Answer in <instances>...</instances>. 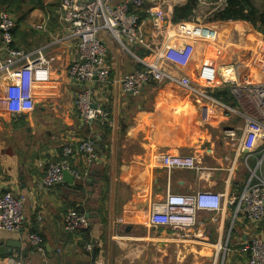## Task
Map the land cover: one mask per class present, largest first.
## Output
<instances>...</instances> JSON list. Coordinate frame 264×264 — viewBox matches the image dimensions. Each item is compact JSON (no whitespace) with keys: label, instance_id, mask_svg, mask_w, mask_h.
I'll list each match as a JSON object with an SVG mask.
<instances>
[{"label":"crops","instance_id":"1","mask_svg":"<svg viewBox=\"0 0 264 264\" xmlns=\"http://www.w3.org/2000/svg\"><path fill=\"white\" fill-rule=\"evenodd\" d=\"M59 2L40 0L15 30L16 49L28 54L45 49V56L53 58L49 80L36 86L31 109L16 113V89L0 72V194L24 198L21 230L0 231V247L10 250L0 254V264L9 259L30 264H247L240 249L254 236L264 239V221L251 224L244 214H235V205L224 213H198L183 239L171 228L148 225L151 205L167 193L210 191L233 198L249 179L255 159L246 160L248 151L239 146L244 128L242 88L263 83L264 74L259 68L257 76L247 75L250 68H236L244 64L242 31L235 29L242 27H221V38L217 34L214 41L164 36L152 42L146 10L153 3L145 0L143 29L152 49L186 47L188 54L158 59L137 46L130 51L147 64H158L166 75L188 78L192 90L163 80L149 82L137 96L124 94L113 80L143 65L110 41L109 82H94L92 87L94 102L109 112L110 119L104 125L83 124L74 104L80 86L67 75L76 50L59 28ZM163 2L172 10L176 5ZM169 20L171 26L179 24ZM227 67L228 74L223 72ZM235 88L241 91L234 93ZM87 139L95 144V161L88 163L79 153L69 159L80 178L49 191L40 189L44 171L37 163L56 162L65 146ZM262 143H256L258 152ZM165 155L193 157L201 171L167 172L158 161ZM68 210L83 214L90 228L65 232L62 218ZM31 233L40 237L43 252L28 242ZM88 244L93 250H85Z\"/></svg>","mask_w":264,"mask_h":264},{"label":"built area","instance_id":"2","mask_svg":"<svg viewBox=\"0 0 264 264\" xmlns=\"http://www.w3.org/2000/svg\"><path fill=\"white\" fill-rule=\"evenodd\" d=\"M225 2V1H224ZM153 5L146 10L150 15L151 30L149 39L158 42L164 36L174 39L184 37L190 41L217 39V32L208 25L197 21L180 22L170 25L172 14L170 5L159 0H152ZM145 10V0H60L57 7L59 28L65 33V39L73 40L76 50L75 59L67 67L70 80L80 86L75 96V109L83 124L109 122L110 114L94 102L93 83L105 86L110 79L108 55L110 41L116 44L120 52L133 57L143 69L117 76L113 82L126 95L137 96L143 87L151 81H170L183 90H192L188 78H174L161 72L158 64H147L142 58L130 51L129 47L137 46L159 59L171 55L185 57L186 47H168L165 50L152 49L147 41L143 25L145 19L141 13ZM15 20L5 10H0V72L7 74L16 89L18 105L16 113L32 107L37 85L49 80L52 57L44 54L45 49L28 54L14 48L13 31ZM165 48V47H164ZM156 49V50H155ZM206 83H209L207 81ZM239 88L233 90L240 92ZM244 128L239 139V146L248 151V158L255 159L249 179L241 193L233 198L225 194L210 191H199L187 195L167 193L161 202L151 205L148 225L151 228L167 227L182 233L181 239L195 226L197 214L224 213L227 207L235 205V214L241 213L251 224L264 221V82L244 84ZM233 133H230L231 135ZM263 142L262 151L258 152V140ZM75 153L83 155L88 163L96 157L95 144L91 139L79 142L76 146H65L61 158L56 162H39L37 167L43 169L39 188L49 191L63 182V172L67 171L74 179L80 177L69 166V159ZM160 166L167 172L172 170L201 171L193 157L160 156ZM24 198L10 193L0 194V231L17 233L24 223ZM65 232L70 234L85 232L90 228L89 220L75 210H68L62 218ZM28 242L38 251L43 252L41 239L37 234L27 236ZM86 251L93 250L92 245L85 246ZM246 254L247 264H264V239L254 236L242 244L240 249ZM8 264H30L9 259Z\"/></svg>","mask_w":264,"mask_h":264},{"label":"trees","instance_id":"3","mask_svg":"<svg viewBox=\"0 0 264 264\" xmlns=\"http://www.w3.org/2000/svg\"><path fill=\"white\" fill-rule=\"evenodd\" d=\"M198 0H187L183 5H175L172 10L171 20L174 23L189 22L194 20L195 8ZM40 0H0V10H5L15 18V30L21 26L24 19L34 8L40 6ZM256 8L250 0H225L222 8H217L213 13V21L221 22H250L256 16ZM142 14V13H141ZM144 17L142 14L141 17ZM260 22L264 23V17H259ZM239 27L238 25H236ZM261 40V37L258 36ZM14 48L15 44L12 45ZM260 48L264 46L260 41ZM244 58L249 59L244 52ZM259 60V59H258ZM236 68H246L244 64L237 63Z\"/></svg>","mask_w":264,"mask_h":264},{"label":"rangeland","instance_id":"4","mask_svg":"<svg viewBox=\"0 0 264 264\" xmlns=\"http://www.w3.org/2000/svg\"><path fill=\"white\" fill-rule=\"evenodd\" d=\"M164 1V0H159ZM186 0H169V4L173 6L183 4ZM225 0H198L197 6L195 8V15L194 20L198 23H202L205 25H212V27L219 32L217 33L218 36L221 38V27L224 26H232L235 24H239L242 29H239L240 27H235V29L241 30L242 33L239 34L241 38H244V52L251 51L252 55L257 54L260 61H255L254 57H250L251 59H245L244 57V65L246 68H250L247 70V75H253L257 76V73L255 71L256 68L257 71L264 74V52L262 53L260 48V41L262 42V45L264 46V23L260 22L259 17H264V0H250L251 4H253L256 8V16L250 21V22H221V21H213V13L217 8H222L224 6ZM57 7L58 4L55 6L56 9V15H57ZM212 28V29H213ZM244 29V30H243ZM215 31V30H214ZM216 32V31H215ZM217 36V37H218ZM258 36L261 37V40L258 39ZM236 43H239L236 41ZM251 55V56H252Z\"/></svg>","mask_w":264,"mask_h":264},{"label":"water","instance_id":"5","mask_svg":"<svg viewBox=\"0 0 264 264\" xmlns=\"http://www.w3.org/2000/svg\"><path fill=\"white\" fill-rule=\"evenodd\" d=\"M62 175H63V181H66L69 184H73L74 183V180H75L74 177L72 175H70L67 171H64ZM13 246L14 245H12V244H7V247L11 248ZM5 252L9 254L10 250H5V247L1 246L0 247V254H5Z\"/></svg>","mask_w":264,"mask_h":264},{"label":"bare ground","instance_id":"6","mask_svg":"<svg viewBox=\"0 0 264 264\" xmlns=\"http://www.w3.org/2000/svg\"><path fill=\"white\" fill-rule=\"evenodd\" d=\"M239 29H242V28H239ZM240 40L244 42V38H241ZM260 51H262V53L264 52V50H260ZM246 54H247V55H252V52H251V51H247ZM263 55H264V54H263ZM253 56H254L255 58H258V55H257V54H254ZM263 60H264V59H263ZM228 68H229V69H228ZM231 71H232V70H231ZM223 72L228 74V72H230V67H227V69H225ZM232 77H233V76H232ZM232 77H231V78H232ZM256 78H257V77H256ZM254 79H255V78H254Z\"/></svg>","mask_w":264,"mask_h":264}]
</instances>
